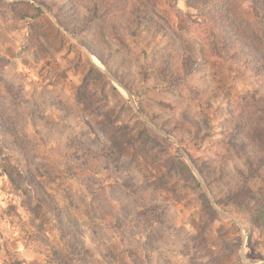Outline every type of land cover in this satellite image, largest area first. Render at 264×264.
Instances as JSON below:
<instances>
[{
	"label": "rangeland",
	"instance_id": "1",
	"mask_svg": "<svg viewBox=\"0 0 264 264\" xmlns=\"http://www.w3.org/2000/svg\"><path fill=\"white\" fill-rule=\"evenodd\" d=\"M205 21L187 0H0V264H264L260 205L226 201L264 156V68Z\"/></svg>",
	"mask_w": 264,
	"mask_h": 264
},
{
	"label": "trees",
	"instance_id": "2",
	"mask_svg": "<svg viewBox=\"0 0 264 264\" xmlns=\"http://www.w3.org/2000/svg\"><path fill=\"white\" fill-rule=\"evenodd\" d=\"M212 1L187 0L191 8L201 13L205 20L207 19L201 40L206 41V39L209 40L210 36L216 38L218 35H221L224 44L223 51H226L228 47L226 35L230 36L235 33L234 36L243 46L245 45L249 49L250 54L261 56V61L259 60V62L261 67L264 68V50L262 51L259 48L256 41L260 38L258 24L264 19V0H220L224 2L223 6L210 12L211 6L214 7L218 4V0L213 5ZM223 29H226V31L223 32ZM235 141L236 139L233 138L231 141L232 145H235L238 151H244V144ZM134 142V138L130 135L124 139L122 137V140L115 144V150L119 154L124 153ZM262 151L264 154L263 148ZM238 174L241 177L240 184H237L234 191L228 194L226 201L236 205H246L249 201L255 200L256 204L260 205L264 214V193L260 194L251 188L253 182L257 180L259 188L264 191V179H262V176L264 177V156L258 158L256 162L248 161V170L246 172L238 171ZM257 195L261 196V201L256 200ZM220 203H222L221 200L216 201L217 205ZM207 204L209 205L210 203L207 202Z\"/></svg>",
	"mask_w": 264,
	"mask_h": 264
},
{
	"label": "water",
	"instance_id": "3",
	"mask_svg": "<svg viewBox=\"0 0 264 264\" xmlns=\"http://www.w3.org/2000/svg\"><path fill=\"white\" fill-rule=\"evenodd\" d=\"M137 112L139 113V111L137 110ZM164 133V132H163ZM165 134V133H164ZM205 186V185H204ZM205 188H206V186H205ZM207 190V189H206ZM207 193H208V196H209V198H210V200L213 202V199L211 198V195L209 194V192H208V190H207ZM214 204V203H213Z\"/></svg>",
	"mask_w": 264,
	"mask_h": 264
}]
</instances>
